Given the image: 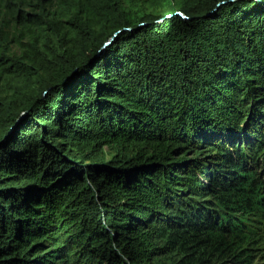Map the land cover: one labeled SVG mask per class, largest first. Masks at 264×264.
<instances>
[{
    "label": "trees",
    "instance_id": "16d2710c",
    "mask_svg": "<svg viewBox=\"0 0 264 264\" xmlns=\"http://www.w3.org/2000/svg\"><path fill=\"white\" fill-rule=\"evenodd\" d=\"M0 264H264V5L0 0Z\"/></svg>",
    "mask_w": 264,
    "mask_h": 264
},
{
    "label": "water",
    "instance_id": "95a60500",
    "mask_svg": "<svg viewBox=\"0 0 264 264\" xmlns=\"http://www.w3.org/2000/svg\"><path fill=\"white\" fill-rule=\"evenodd\" d=\"M236 1H241V0H230V2H236ZM251 1H253L254 3H256L258 5H264V0H251ZM226 3H227L226 1L220 2L217 5L216 9L213 10L212 12H209L206 16H210L212 13H214L218 9L219 6L224 5ZM177 15L181 16L185 20L188 19L182 13H178ZM169 17L170 16H167L166 18H169ZM123 31L125 32V31H129V30L128 29H124ZM123 31L116 32V34H114V36L111 39H109L107 42H105L103 44L101 50L98 52V57L102 56L106 52V50L113 45V43H114L115 39L117 38V36L120 33H122ZM25 116H26V113H23V114H21L19 116V118L16 120L15 124L11 127L10 131L8 132V135H12L13 134V132L16 129L17 125L25 118Z\"/></svg>",
    "mask_w": 264,
    "mask_h": 264
},
{
    "label": "rangeland",
    "instance_id": "374dc122",
    "mask_svg": "<svg viewBox=\"0 0 264 264\" xmlns=\"http://www.w3.org/2000/svg\"><path fill=\"white\" fill-rule=\"evenodd\" d=\"M142 5L145 6V7H148V8H156L157 7V4L156 3H151L150 6H149V3L146 2V1ZM189 157H192V155H189Z\"/></svg>",
    "mask_w": 264,
    "mask_h": 264
}]
</instances>
